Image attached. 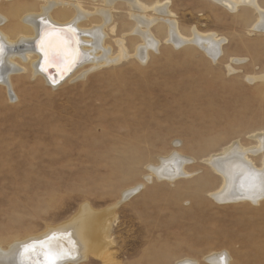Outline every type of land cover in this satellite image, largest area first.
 <instances>
[{
    "label": "rangeland",
    "instance_id": "obj_1",
    "mask_svg": "<svg viewBox=\"0 0 264 264\" xmlns=\"http://www.w3.org/2000/svg\"><path fill=\"white\" fill-rule=\"evenodd\" d=\"M73 1L107 8L104 43L115 56L121 37L128 56L90 71L85 62L56 85L32 73L0 83V247L66 222L89 204L116 214L108 225L111 245L68 264H210L218 252L227 253V264H264V199L211 197L220 177L207 163L233 142L254 144L264 131V31L253 25L257 12L216 0H140L165 2L184 36L195 27L223 40L213 59L194 41L175 46L154 29L157 48L142 63L132 55L138 38L129 40L133 10L126 1ZM15 2L0 0L3 31L20 22L6 13ZM173 152L189 158L182 164L186 176L164 180L148 171ZM134 185L140 190L122 200Z\"/></svg>",
    "mask_w": 264,
    "mask_h": 264
},
{
    "label": "bare ground",
    "instance_id": "obj_2",
    "mask_svg": "<svg viewBox=\"0 0 264 264\" xmlns=\"http://www.w3.org/2000/svg\"><path fill=\"white\" fill-rule=\"evenodd\" d=\"M17 1L11 6L9 13H6L12 17L20 16V22L8 26L6 31L0 29L1 84H6L12 74L23 73L24 79L30 78L32 73L39 81L56 85L54 82L57 80L69 79L78 73L85 62L91 64L88 70L90 71L102 65L118 63L128 56L127 47L121 37L115 40L117 47L115 56H112L110 48L104 43L106 38L104 28L111 24H109L111 16L105 7L84 9L78 1L73 0ZM104 1L106 0H102L106 6ZM113 1L115 0H107L110 4L108 6H111ZM118 1L123 3V0ZM124 1L133 10L130 12L132 26L128 29L132 36L129 40L138 38V43L132 48V55L140 62L144 63L149 49L155 51L157 48L158 40L153 35L154 29L175 46L181 42L194 41L213 59L219 55L222 39H216L217 36L211 32H198L195 27L190 30V35L180 34L165 2L147 5L140 0ZM216 1L224 3L230 9L242 6L244 9L256 11L258 14L256 13L253 25L264 31V7L258 0ZM147 9L151 11L145 16L143 12ZM152 11L161 14L162 17L154 16ZM6 17L0 14V26ZM110 31L114 32V25ZM42 36L46 41L43 49L39 46ZM15 61L23 68H18ZM20 69L23 72H20ZM28 70L29 74H26ZM260 78L264 79V75ZM19 80L22 81V78ZM139 99L141 100L140 97ZM135 149H129V152L133 150L138 153V149ZM257 155L259 166L253 162ZM187 161L189 158L173 152L159 159V164H154L155 166L149 164L147 168L158 178L171 180L177 175L188 174L187 169L182 166ZM207 163L211 171L220 177V185L210 193L211 197L221 202L232 203L238 199L251 203L264 199V131L256 135L254 144L242 146L238 142H233L223 148L221 153L210 155ZM146 176L144 178L148 179ZM132 188L122 192V200H126L132 192L135 193L139 189L136 186ZM88 205L80 206L77 213L66 222L52 225L46 228V231L16 241L7 248L0 247V264H68L85 259L90 252L96 253L100 249L106 251L112 242L108 236L109 221H112L116 214L114 215L113 210L109 208L96 212ZM226 254L218 252L211 257L206 256L208 257L206 261L210 264H227ZM175 264L196 263L185 259L178 260Z\"/></svg>",
    "mask_w": 264,
    "mask_h": 264
},
{
    "label": "snow or ice",
    "instance_id": "obj_3",
    "mask_svg": "<svg viewBox=\"0 0 264 264\" xmlns=\"http://www.w3.org/2000/svg\"><path fill=\"white\" fill-rule=\"evenodd\" d=\"M45 43H46L45 38H44V36H42L41 40H40V43H39V46L43 49L44 46H45Z\"/></svg>",
    "mask_w": 264,
    "mask_h": 264
}]
</instances>
